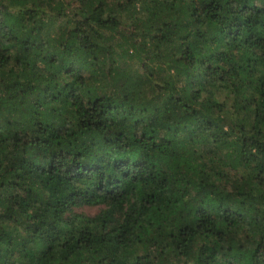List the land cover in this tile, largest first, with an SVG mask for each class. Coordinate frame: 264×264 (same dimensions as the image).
Masks as SVG:
<instances>
[{"label":"trees","instance_id":"16d2710c","mask_svg":"<svg viewBox=\"0 0 264 264\" xmlns=\"http://www.w3.org/2000/svg\"><path fill=\"white\" fill-rule=\"evenodd\" d=\"M0 264H264V0H0Z\"/></svg>","mask_w":264,"mask_h":264},{"label":"rangeland","instance_id":"374dc122","mask_svg":"<svg viewBox=\"0 0 264 264\" xmlns=\"http://www.w3.org/2000/svg\"><path fill=\"white\" fill-rule=\"evenodd\" d=\"M137 72V70H135ZM222 99L224 98L221 97ZM103 207L102 206H83L74 210L75 213H82L87 216L96 215Z\"/></svg>","mask_w":264,"mask_h":264}]
</instances>
